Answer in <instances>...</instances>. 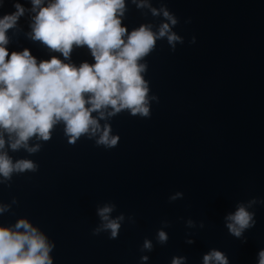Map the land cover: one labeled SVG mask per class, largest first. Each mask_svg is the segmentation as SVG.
I'll return each mask as SVG.
<instances>
[{"label": "water", "instance_id": "water-1", "mask_svg": "<svg viewBox=\"0 0 264 264\" xmlns=\"http://www.w3.org/2000/svg\"><path fill=\"white\" fill-rule=\"evenodd\" d=\"M141 2L125 0L121 22L129 33L147 26L158 34L170 25L139 61L148 114L94 111L100 132L75 140L61 121L49 139H29L34 152L13 150L0 129L6 142L0 152L13 163L35 165L0 175V226L28 220L52 245V264H204L212 250L228 264H258L264 250V0ZM16 4L25 12L7 32L9 54L29 49L38 63L53 57L77 67L95 63L86 45H74L65 58L33 40L31 0H0V17L14 13ZM170 34L179 39L170 42ZM105 127L118 137L114 146L98 143ZM241 205L254 223L236 237L226 217ZM105 206L113 208L111 219L122 217L115 238L102 227L98 210Z\"/></svg>", "mask_w": 264, "mask_h": 264}, {"label": "clouds", "instance_id": "clouds-1", "mask_svg": "<svg viewBox=\"0 0 264 264\" xmlns=\"http://www.w3.org/2000/svg\"><path fill=\"white\" fill-rule=\"evenodd\" d=\"M31 3L36 13L31 24L33 40L41 41L65 58L70 56L74 45H86L95 63L84 62L77 67L56 57L38 63L29 49L9 54L7 32L17 25L25 8L16 4L14 13L0 17V129L9 134L13 150L28 148L34 135L49 139L50 130L61 121L73 140L85 133L96 134L100 132V124L91 114L101 109L111 107L114 111L109 115L122 109L148 114L147 85L141 76L145 65L139 61L152 50L157 36L169 34L168 23L161 26L158 34L147 26L129 33L121 22L125 0H31ZM164 16L171 24L176 23L166 10ZM168 39L174 42L179 37L170 34ZM99 115L103 117L104 112L99 111ZM117 140L105 127L98 143L114 146ZM5 143L0 135V149ZM34 168L31 161L13 163L6 153L0 152V175L5 178L14 171ZM4 210L0 207V213ZM112 211L111 206H105L98 214L104 221L103 229L110 230L115 238L122 217L111 219ZM226 220L230 233L236 237L254 223L253 214L243 205ZM159 239L166 241L164 232L159 233ZM144 247L150 249L151 243L146 241ZM51 248L45 235L26 219L12 228L0 226V264H52ZM258 256V264H264V250ZM174 264L182 261L176 259ZM204 264H228V259L222 252L212 250L204 256Z\"/></svg>", "mask_w": 264, "mask_h": 264}]
</instances>
